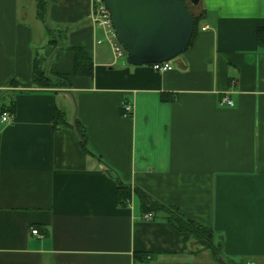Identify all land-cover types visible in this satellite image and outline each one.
Here are the masks:
<instances>
[{"label":"crops","instance_id":"crops-1","mask_svg":"<svg viewBox=\"0 0 264 264\" xmlns=\"http://www.w3.org/2000/svg\"><path fill=\"white\" fill-rule=\"evenodd\" d=\"M190 12L189 47L158 72L115 56L90 0H56L45 21L37 0H0V114L14 108L0 122V264H264V0ZM36 67L67 82L43 87ZM140 192L213 242L161 212L143 220Z\"/></svg>","mask_w":264,"mask_h":264},{"label":"water","instance_id":"water-1","mask_svg":"<svg viewBox=\"0 0 264 264\" xmlns=\"http://www.w3.org/2000/svg\"><path fill=\"white\" fill-rule=\"evenodd\" d=\"M129 65L170 61L184 52L194 18L184 0H103ZM198 6L200 0H188Z\"/></svg>","mask_w":264,"mask_h":264},{"label":"trees","instance_id":"trees-1","mask_svg":"<svg viewBox=\"0 0 264 264\" xmlns=\"http://www.w3.org/2000/svg\"><path fill=\"white\" fill-rule=\"evenodd\" d=\"M54 2H56V0H37V16L39 19L45 21V16H46L48 6ZM185 6L189 9V6L186 4V2H185ZM192 16L194 18V30H193V33H192V36L190 38V42L187 48L189 47L195 32L198 30V17L194 16L193 14ZM258 32L260 36V33L262 32V30L260 29L258 30ZM54 41L58 42L55 39ZM54 49L55 47L51 50V53L52 51H54ZM80 59H81V56L78 54L77 51H75V68L76 69H78V66H81V67L84 66L82 63L79 62ZM52 75H55V76H52ZM33 81L39 82V84L44 85L43 87H51V86L58 87L60 82H67V77L59 76L56 74H50L47 71L45 70L41 71L39 68L36 67L34 75H33ZM4 111H8L14 114V108L8 107ZM57 117L62 118V113L58 112ZM79 136L84 143L85 141L84 135L82 133H79ZM140 194H141V208L143 210V214H146V213L155 214V213L161 212L163 215V219L166 220L169 224H171L176 230L181 231V232H190L197 237L208 240L210 243L213 242L214 234L210 228L199 225L191 220L184 218L182 214L173 207L158 204L154 200L150 199L148 196L142 194L141 192ZM117 197L123 203L126 201L129 202L130 190L126 186L119 183L118 188H117ZM212 248H213L214 255L218 257V255H220V250H219L218 245L213 243ZM137 255H139L140 257H144L143 259L141 258L142 261H149L151 258L150 256L147 257L145 254H137ZM222 261L224 260L222 259Z\"/></svg>","mask_w":264,"mask_h":264},{"label":"built area","instance_id":"built-area-1","mask_svg":"<svg viewBox=\"0 0 264 264\" xmlns=\"http://www.w3.org/2000/svg\"><path fill=\"white\" fill-rule=\"evenodd\" d=\"M89 20L92 22V24L97 28L105 29L107 32H110L113 34V37L116 40V43L114 44L113 50L116 57H125V51L124 49L119 45L115 33L113 31L112 22L110 13L103 2V0H90V14H89ZM204 29V28H202ZM153 70L158 72H165L172 70L171 60L170 61H164V62H158L153 63L150 65ZM222 105H226L231 107L233 105L232 101L228 97H223L221 100ZM122 115L123 117H129L133 114V105L129 102L122 103ZM14 114L10 113L8 111H3L0 114V122L4 125H8L13 122ZM153 219L152 213H146L143 215V220L149 221ZM31 234L35 235L37 237H43V234L40 233L37 229H31Z\"/></svg>","mask_w":264,"mask_h":264},{"label":"rangeland","instance_id":"rangeland-1","mask_svg":"<svg viewBox=\"0 0 264 264\" xmlns=\"http://www.w3.org/2000/svg\"><path fill=\"white\" fill-rule=\"evenodd\" d=\"M185 2H186V4L189 6V9L192 7L190 4H189V2H188V0H184ZM122 58V57H121ZM125 58V57H124ZM124 60V59H123ZM173 60V59H172ZM171 60V61H172ZM52 76H55V75H52ZM136 205H138V200L136 201ZM236 264H239V261H236ZM240 264H244V263H240Z\"/></svg>","mask_w":264,"mask_h":264}]
</instances>
